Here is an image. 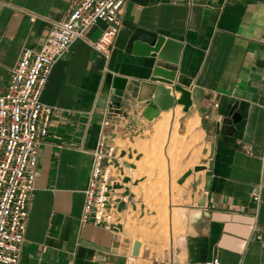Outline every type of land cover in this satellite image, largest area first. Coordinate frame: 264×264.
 <instances>
[{
	"label": "crops",
	"instance_id": "obj_1",
	"mask_svg": "<svg viewBox=\"0 0 264 264\" xmlns=\"http://www.w3.org/2000/svg\"><path fill=\"white\" fill-rule=\"evenodd\" d=\"M71 1L0 0V94L22 51L42 47ZM106 27L98 22L72 45L42 93L53 115L19 264H264V0H128L113 44L101 53L93 43ZM159 36L184 44L178 66L135 53L136 42ZM156 67L175 71V83L152 82ZM117 76L128 80L120 101ZM152 85L171 87L176 99L182 93L174 85L189 91V110H171L183 108L203 138L202 168L178 207L180 227L168 236L126 228L130 181L121 183L130 198L121 225L85 222L84 191L104 125L118 112L150 122L144 110ZM115 132L108 129L109 141Z\"/></svg>",
	"mask_w": 264,
	"mask_h": 264
},
{
	"label": "built area",
	"instance_id": "obj_2",
	"mask_svg": "<svg viewBox=\"0 0 264 264\" xmlns=\"http://www.w3.org/2000/svg\"><path fill=\"white\" fill-rule=\"evenodd\" d=\"M128 0H72L66 19L55 23L39 50L26 47L0 94V264H19L29 204L39 176V147L48 137L53 108L41 101L55 64L98 22L107 27L93 43L104 53L113 44ZM110 124L106 122L105 129ZM123 161L104 131L93 151L84 191L83 221L118 226L129 196L120 182ZM258 199V197H256ZM207 264H220L215 258Z\"/></svg>",
	"mask_w": 264,
	"mask_h": 264
},
{
	"label": "rangeland",
	"instance_id": "obj_3",
	"mask_svg": "<svg viewBox=\"0 0 264 264\" xmlns=\"http://www.w3.org/2000/svg\"><path fill=\"white\" fill-rule=\"evenodd\" d=\"M168 112L143 123L132 120L133 115L127 120V114L118 112L116 122L105 130L106 134L111 127L117 133L125 132L109 137L123 161L120 182L130 181L127 189L133 196L126 228L143 234L168 236L171 229L178 231L181 215L177 211L185 187L194 184V175L202 168L199 124L186 122L183 108L171 110L167 116ZM208 151L211 153V146Z\"/></svg>",
	"mask_w": 264,
	"mask_h": 264
},
{
	"label": "water",
	"instance_id": "obj_4",
	"mask_svg": "<svg viewBox=\"0 0 264 264\" xmlns=\"http://www.w3.org/2000/svg\"><path fill=\"white\" fill-rule=\"evenodd\" d=\"M136 54L142 56H149L152 52L158 54V58L169 63L172 66H178L181 60V54L184 49V44L181 41L168 39L163 36L156 37L152 41H139L134 44ZM152 82L160 81L169 85H173L176 81V72L164 70L156 67L151 78ZM128 80L124 77L117 76L114 79L113 95L114 99L120 101L123 98ZM180 82V81H179ZM153 95L150 103L144 110V115L148 120L152 121L158 118L163 111H169L176 106V104H183L185 111L189 110L190 102H187L189 91L180 85H174V89L182 93V97L176 99L172 95L171 87L164 85H152ZM233 120L237 123L240 120V114L236 113Z\"/></svg>",
	"mask_w": 264,
	"mask_h": 264
},
{
	"label": "bare ground",
	"instance_id": "obj_5",
	"mask_svg": "<svg viewBox=\"0 0 264 264\" xmlns=\"http://www.w3.org/2000/svg\"><path fill=\"white\" fill-rule=\"evenodd\" d=\"M169 113H170V112L166 113V114H167V116L169 115Z\"/></svg>",
	"mask_w": 264,
	"mask_h": 264
}]
</instances>
